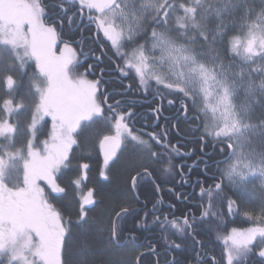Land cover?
Wrapping results in <instances>:
<instances>
[{
  "label": "snow or ice",
  "instance_id": "snow-or-ice-1",
  "mask_svg": "<svg viewBox=\"0 0 264 264\" xmlns=\"http://www.w3.org/2000/svg\"><path fill=\"white\" fill-rule=\"evenodd\" d=\"M91 25L93 43L102 33L119 62L109 59L100 67L105 43L99 55L81 47L92 34ZM88 55L94 63L81 62ZM125 80L145 91L155 88L162 98L166 92L173 97L170 105L179 100L187 122L201 132V152L211 144L225 154L215 162L212 183L185 177L187 165L175 161L188 154L172 142L167 127L134 128L136 113L126 100L133 84ZM0 92V264H69L71 217L49 197L66 191L58 173L78 172L72 181L76 186L86 178L89 164L73 168L74 146L84 122L97 120L109 130L100 139L104 167L131 145L139 171L132 177V199L106 224L93 220L92 227L107 233L109 244L127 247L120 241L131 217L137 228L157 227L163 240L162 245H137L134 235L127 237L135 250L132 264H145L146 257H155L150 264H161L162 258L163 264H182L166 254L188 247V241L195 256L184 264H246L251 255L264 264V226L218 236L224 244L219 258L197 239L198 224L218 218L225 205L231 213L251 204L253 210L244 215L264 225V0H0ZM152 111L159 119L161 107ZM45 117L51 129L37 143ZM21 136L24 142L18 146ZM203 163L207 173L209 165ZM161 171L180 176L176 183L182 188L198 189V196L169 190L177 200L199 199V216L190 210L177 216L175 204L164 212L161 200L151 209L140 201L138 178L160 192L169 183L161 180ZM100 175L106 178L103 170ZM92 195L89 190L79 201L78 226L89 223L86 205L94 203Z\"/></svg>",
  "mask_w": 264,
  "mask_h": 264
},
{
  "label": "trees",
  "instance_id": "trees-1",
  "mask_svg": "<svg viewBox=\"0 0 264 264\" xmlns=\"http://www.w3.org/2000/svg\"><path fill=\"white\" fill-rule=\"evenodd\" d=\"M93 31V29H92ZM92 37L85 42V51H95L99 55V45L93 43ZM100 43H103L102 33L100 34ZM104 47L105 58L104 64L100 67L105 66L109 63L107 55L113 56L117 62L118 58L114 56V50L110 49V44ZM127 50V49H126ZM81 62L84 63H94V57L88 55L87 57H81ZM31 67L28 68V73L31 74L34 70V62H29ZM84 69L81 68L80 71ZM98 73V72H97ZM96 73V76H97ZM96 76H89V79L96 78ZM25 83H27V77H25ZM136 83V82H135ZM134 88L132 95L139 97H148L146 92L152 93L155 88L145 91L139 88L137 85ZM3 93L0 92V95ZM173 99L172 96L164 93L162 112L168 113L170 109L166 107L170 106L168 100ZM157 103V101H154ZM133 111L136 113L134 120V128L139 132H150V131H161L163 128L167 127L169 137L173 143H179L183 145L182 152L188 155L184 159H177L176 164H185L187 167L184 168L185 177L190 176L192 181L197 178L207 179L208 183H212L211 177H213L216 171V161H223L225 159V154L219 152L217 149H213L211 144H208L204 148L205 152L209 154H204L201 152L202 142L199 137L201 135L200 131L196 130L195 123L187 122L186 118L177 112L172 117H164L163 113L160 114L159 119L156 118L155 113L152 111V102L144 103L142 101H133ZM177 106L180 104L179 100L175 102ZM178 116L177 120L175 118ZM167 118V119H165ZM159 124L160 128H156ZM178 124L177 127H173ZM50 125V118L45 117V121L41 122L39 125V130L37 132V142L42 140L48 135ZM78 145L74 146L73 153V168H75L80 163L89 164V169L86 170V178L76 186L72 183L73 180L79 175L76 171L64 170L62 173H58L59 180L62 187H65L66 191L64 193H53L50 195V200L58 208L62 209L65 217H71L72 223L69 225L71 229V236L68 238V254L65 259L68 260L69 264H85V262H90V264H132V259L134 255L133 244L127 239L130 235L135 236V243L137 245H146L149 242L163 244V240L160 239V230L149 224L147 227H135L133 218L129 217L127 222L124 224L125 232L121 238V244H127V247H117L107 242V233L97 232L95 228L92 227V221L95 220L98 224H106L109 215L114 214L115 211H119V208L123 206L128 200L132 199L134 193L131 190L132 177L136 175L139 171L138 162L136 161V156H133L130 152H123L117 157L113 158L109 162L108 166L104 167V158L100 151V148L94 147L93 136L88 138L86 133H81L77 137ZM24 142V137L21 136L18 140V146L20 143ZM100 146V145H99ZM120 153V152H119ZM117 153V154H119ZM115 159V161H113ZM207 159V160H203ZM206 161L209 165V171L204 172V163ZM198 165V167L196 166ZM191 168V172H189ZM105 169V171H104ZM105 172L106 178L101 176V171ZM161 180H168L169 183L162 185V191L157 192L152 186V182L148 179L138 178V189L140 201L142 203L147 202L148 209H151L152 204L158 200L162 201V208L164 212L169 211V205L175 204L176 207L172 209L177 216L183 212H188L189 210L199 216L201 211L199 205L201 201L199 199L193 198L189 201L177 200L174 193L170 191V188H175L177 192H184L189 195L196 193L198 196V189L194 188L191 184L185 187H180L178 182L181 177L175 175V173L168 174L163 171L159 173ZM159 182V181H157ZM92 190V199L94 201L91 206H86L90 209L88 212L89 223L86 225H77V209L79 207V201L82 199V192ZM50 193V190L48 191ZM234 199L236 197H233ZM254 199V197H253ZM159 206V205H158ZM258 207V206H257ZM255 207V209L257 208ZM246 210H253V206L248 203L240 204L239 207L235 208L231 213L227 211V207L221 209V215L211 218L208 222L198 224L197 231L199 236L197 239L202 240L205 246L211 250L212 254L216 255L218 258L221 256L224 249V244L218 236L227 234L233 228H245L253 225L251 221L246 219L242 213ZM143 215V213H141ZM151 221L152 217H148ZM188 247H182L180 250L168 252L167 258L171 259L173 256L177 260L184 262L191 260L195 256V251L191 247V241H188ZM140 251H145L144 248H139ZM198 250V249H197ZM162 251V249H161ZM86 252V255H85ZM155 257L145 258V264H150V260H154ZM161 264H163V258L161 259ZM246 264H260V258L255 255H251L246 261Z\"/></svg>",
  "mask_w": 264,
  "mask_h": 264
},
{
  "label": "rangeland",
  "instance_id": "rangeland-1",
  "mask_svg": "<svg viewBox=\"0 0 264 264\" xmlns=\"http://www.w3.org/2000/svg\"><path fill=\"white\" fill-rule=\"evenodd\" d=\"M63 47V44L62 46H60V48ZM49 118V117H48ZM84 128H83V133H86L87 134V137L90 138L93 136V142H94V147H98L100 148V139L102 138L103 135H106V134H109V130H108V126L105 124L104 121L102 120H97L96 122H84ZM49 128L51 129V119H50V125H49ZM49 129V131H50ZM49 133V132H48ZM48 136V135H47ZM47 136L45 138H43L42 140L46 139ZM40 140V141H42ZM38 143V142H37ZM120 152V153H119ZM117 155H120L122 154L123 152H130L132 153L133 156H135L132 152V146L131 145H128L127 147L123 148L121 151H119ZM112 161V160H110ZM109 161V162H110ZM115 161V159L113 160ZM105 171V169H104ZM41 186L45 187V191L48 192L50 189L47 187V185L45 184V182L41 181ZM89 194L88 191H85V192H82L81 194V198H85L87 197V195ZM86 206H91V205H86ZM246 211H252V210H246ZM245 211H243L242 215L248 219L249 221H251L253 223V225L251 226H248V227H245V228H233V229H237V230H246V229H249V228H252V227H256V226H264V225H261L260 222L258 220H254V219H250L248 216H245L244 215ZM255 215H259V207H257L255 209ZM231 229L227 234H224L222 236H228L232 233V230ZM248 261V260H247Z\"/></svg>",
  "mask_w": 264,
  "mask_h": 264
},
{
  "label": "flooded vegetation",
  "instance_id": "flooded-vegetation-1",
  "mask_svg": "<svg viewBox=\"0 0 264 264\" xmlns=\"http://www.w3.org/2000/svg\"><path fill=\"white\" fill-rule=\"evenodd\" d=\"M90 27L93 29L92 34H91L90 37L95 38V26L94 25H91ZM66 38L67 37H63L62 39H66ZM77 39H80V37H77ZM87 39H89V38H87ZM87 39L84 40V43L81 45V47H85L84 44H85V42H86ZM103 43H105V42H103ZM95 44H97V45L100 46L101 43L97 39L96 42H95ZM60 46H62V43H61L60 40H58L57 49H59ZM103 51H104V49H103ZM85 52H88V51H85ZM104 53H105V51H104ZM107 59H111L112 61H116V59L113 56H110V55L109 56L107 55ZM102 67H104V66H102ZM97 76H99V72L97 73ZM105 79H107V77H105ZM124 83L125 84H133V87L136 86V83L133 80H125ZM101 87L103 88L104 85H102ZM133 90H134V88H132L130 90V92L126 95V100L127 101H129V102L142 101L144 103L152 102L153 103L152 104L153 109L156 108L157 106L161 107V109H162L163 98L161 96H159V95H156V92L155 91L152 92V93H149L150 91L149 92H146V95L149 94V96L145 98V97H139V96H136V95H132ZM154 101H157V103H154ZM167 109H170L168 113L166 111H165V114L163 112H161V113H163L164 117H169L170 118V117L174 116L177 112L180 111V104L177 106V104L174 103V104L166 107L165 110H167ZM181 115H183V114L180 111V114L178 116H181ZM178 116L175 118V120H177ZM186 120H187V118H186ZM100 151H101V147H100ZM101 153L103 155V152L102 151H101ZM203 153L204 154H207V155L209 154V152H205V151H203ZM103 158H104V155H103ZM203 160H207V159H203Z\"/></svg>",
  "mask_w": 264,
  "mask_h": 264
},
{
  "label": "water",
  "instance_id": "water-1",
  "mask_svg": "<svg viewBox=\"0 0 264 264\" xmlns=\"http://www.w3.org/2000/svg\"><path fill=\"white\" fill-rule=\"evenodd\" d=\"M102 151V150H101ZM103 152V151H102ZM87 197H88V195H87Z\"/></svg>",
  "mask_w": 264,
  "mask_h": 264
}]
</instances>
